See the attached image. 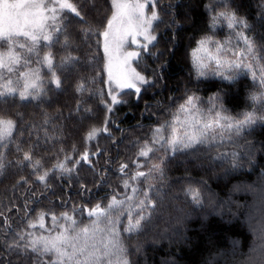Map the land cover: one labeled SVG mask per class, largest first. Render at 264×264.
Instances as JSON below:
<instances>
[{"label":"trees","instance_id":"1","mask_svg":"<svg viewBox=\"0 0 264 264\" xmlns=\"http://www.w3.org/2000/svg\"><path fill=\"white\" fill-rule=\"evenodd\" d=\"M71 2L89 18V26L83 30L90 27L93 34L103 30V15L112 11L111 0ZM223 3L246 18L247 34L258 45L264 44V0H157L161 20L153 26L156 40L147 50L136 48L141 56L133 62L150 83L141 86L139 96L134 90L119 92L122 102L112 105L111 112L105 107L111 101L107 85L93 72L98 69L96 61L94 67L89 64L91 57L87 59L89 36L81 31L78 33L81 38L84 34L83 41L77 34L73 36L69 21L79 19L64 12L69 47L64 48L62 36L52 50L57 64L68 52L79 60L68 69L57 68L62 88L49 83L47 69L41 68L44 92L39 98L21 101L16 97L7 102L0 99V116L17 121L12 141L7 148L0 147L6 165L0 174V264H48L49 256L9 250L6 244L18 239L17 233L21 232L47 236L51 231L54 235L60 231L59 225L66 223L63 213L74 217L78 225H91L94 217H89V209L97 203L107 205L113 195L120 200L132 196L131 187L126 189L123 181L137 170L134 162L139 160L143 165L140 170L149 172L155 157L161 170H152L142 183L129 180L140 191L112 213L119 220L117 227L132 264H264V125L257 124L231 140L199 145L174 155L166 145L157 144L150 159L138 157L139 148L151 140L153 130L170 123L176 108L190 94L196 93L206 101L219 93L232 116L250 110L252 79L229 82L199 77L189 55L197 42L210 34V16L214 13L205 5L223 10L219 7ZM226 26L225 23V29ZM31 66L37 67L35 63ZM80 83L83 91H77ZM106 117L108 131L88 140L87 132L93 127H105ZM17 144L31 149L33 158L41 160L39 174L49 170L46 183L37 179L27 162L16 163L22 159V153L16 151ZM84 151L89 152L91 164L81 161L74 165ZM233 152L239 154V166L231 162ZM65 155L70 157L67 167L72 172L53 170ZM121 163L128 164L127 176L118 170ZM152 178L157 181L149 190ZM189 189L201 191L199 203L193 201ZM145 191L157 207L141 232L129 234L124 231L128 212L136 216L140 211L136 204ZM41 212L48 214L44 228H29L28 222L36 220ZM53 214L57 217L55 225Z\"/></svg>","mask_w":264,"mask_h":264},{"label":"snow or ice","instance_id":"2","mask_svg":"<svg viewBox=\"0 0 264 264\" xmlns=\"http://www.w3.org/2000/svg\"><path fill=\"white\" fill-rule=\"evenodd\" d=\"M205 7L210 13H214L210 16L211 27L220 22L226 23L233 31L237 44L230 46L231 40L220 43L208 35L201 38L192 53L197 74L199 77H205L211 70L212 75L229 82L235 81L242 74H250L254 89L249 93L250 110L239 116L227 114L228 110L219 93L209 98L208 108L202 109L199 106L200 98L195 94L189 95L184 103L179 105L177 114L173 115L170 123L161 124L153 130L151 140L144 141L143 146L139 148L138 157L150 159V154L154 152V146L157 144L166 145L167 150L174 155L181 150L196 149L199 145L215 140L217 136L223 138L227 134V138L231 140L233 136H240L245 131L252 130L257 124L264 125V55L261 54L264 53V44L258 45L256 39L247 34L245 30L249 29V24L246 18L240 16L227 3L219 5L223 10H218L212 4ZM111 8V16L106 18L103 31L95 33L103 37L108 79L109 82H115L118 90L135 89L139 96L141 86L150 83L146 75L131 66V61L139 58L141 52H120V48L123 41L130 36L133 43L147 50L149 44L156 40L153 26L161 20V12L157 0H111ZM65 11L73 13L81 23H87L82 10L71 0H0V99L7 102L8 98L18 97L21 101L39 98L44 92L41 68L47 69L49 83L57 89L62 88L63 81L57 68L68 69L79 60V57L68 52L57 64L56 53L52 50L60 43L62 36L64 48L69 47L67 24L64 22ZM83 31L86 35L93 34L90 27ZM137 37H142L143 43ZM241 43L243 47L240 46ZM33 63L37 67L33 68ZM83 90V83L78 84L77 91ZM100 94L103 96V92ZM108 95L111 101L105 103V107L107 112H111L112 105L122 101L111 88ZM107 122L106 117L105 127H93L87 132L86 138L91 140L101 131L107 132ZM16 128L15 119L0 116V147H8ZM73 150L75 151V146ZM16 151L22 153V159L16 163L27 162L37 173V179L46 183L49 170L43 169L42 174H39L43 165L40 159L33 158L32 150H25L17 144ZM238 155L231 153L234 167L239 166ZM69 159L70 157L65 155L63 161H57L53 170L71 173L73 169L67 167ZM3 160L4 154L0 152V174L6 167ZM81 161L91 164L89 152L81 153L80 158L74 160L73 164L79 165ZM134 163L137 170L129 179L123 181L126 189L131 187L133 195L125 197L129 202L140 191L137 186H131L129 180L136 184L142 183L147 180L152 170H161L159 164H153L149 172H145L140 170L143 165L139 160ZM127 168V163H121L118 170L127 176ZM21 180L27 182L23 177ZM81 187L87 190L85 185L82 184ZM151 187L149 185V190ZM189 192L192 193L193 201L199 203V191L189 189ZM143 196L144 199L136 204L140 209L136 216L133 217L131 211L128 212V223L124 231L129 234L141 232L150 222L152 212L157 207L156 201L147 191L143 192ZM125 200L117 199L116 195H113L107 205L95 204L88 211L89 217H94L91 225H78L74 217L63 213L66 223L59 225L60 231H56L54 235L51 231L47 236H35L32 232L17 233L18 239L6 244V248L23 250L26 254L35 253L38 257L49 256L48 264H132L129 249L117 227L119 220L112 216L113 212L123 208ZM47 215L41 212L36 220L28 222V227L36 228L39 225L44 228ZM52 221L55 225V214L52 215ZM4 223L7 225V217L4 218ZM102 223L105 224L104 227L101 226Z\"/></svg>","mask_w":264,"mask_h":264},{"label":"rangeland","instance_id":"3","mask_svg":"<svg viewBox=\"0 0 264 264\" xmlns=\"http://www.w3.org/2000/svg\"><path fill=\"white\" fill-rule=\"evenodd\" d=\"M111 13H112V11H109V12H106L103 15L104 22L101 25V27H104V25L106 24V18L110 17L111 16ZM82 14L84 15L86 21L88 22L89 18L85 15V12L84 11H82ZM171 18H172V16L169 17V19H171ZM70 22H72L71 23V29L74 30L73 31V36H74V34H77L78 40L80 41V39H81V41H83L82 38L84 37V34H83V36L81 38V33H78V32L81 31L82 33H85V32H83V27H87L86 25L89 26V24H87V23L86 24L85 23L82 24L80 21H71V19H70ZM102 31L103 30H101V32ZM88 36H89V39H88V43H87L86 47H87V49H88V51H89L90 54H89V56H88L87 59L89 60V58L91 57V59L89 60V64H91V66L93 64L94 67H95V61H96V64L98 66V69H94L93 72H95V74L97 75V77H99L101 79L102 78L104 79V81H105V83L107 85L108 90H109V88H111L113 90V93L114 94H118L119 92H122L124 90L125 91H127V90H134L135 91V89H129V88H125V89L118 90L116 88V85H115V82L114 81L109 82L108 72H107V68H106V65H107V57L105 56V54L103 52V37L100 36V35L99 36L98 35H95V34L91 35L92 37L90 35H88ZM208 36H212L214 41H219L220 43H226V41L231 40V45L230 46H235L237 44V40H236L235 35L233 34V31L231 29H229L227 26H226V29H225V23L224 22H220L215 27H211V19H210V34ZM137 39L140 40L141 43H143V38L142 37H137ZM197 46H198V44H197ZM197 46L195 48H197ZM240 46L243 47L242 43L240 44ZM136 48H139L138 45L136 43H133L132 42V38L129 36V37H127L123 41V43L121 45V48H120V52L135 51ZM192 53H193V51L190 52L189 55H190V58H191V62L193 64V66H194V61H193V55H192ZM96 56H99V57L96 58ZM92 58H94V59H92ZM134 60L135 59H133L131 61V66L132 67H134V65H133ZM207 77L208 78H220L219 76L212 75L211 70H209V73H208ZM238 78H240V79H242V78H249V79H251V75L245 73V74L240 75ZM225 81H227V80H225ZM193 94H195L199 98L201 97V96H199L196 93H193ZM193 94H190V95H193ZM186 97H185V99H186ZM185 99L182 101V103H184ZM200 101H201V103L199 105L200 108L206 109V108H208L210 106L209 103H208L209 99L206 100V101L200 99ZM79 103H80L81 106L83 105L82 99H79ZM178 108H179V106L176 108L175 114H177ZM229 115H231V114H229ZM233 137H235V136H233ZM227 140H229V139L227 138V134H225L223 138H221L220 136H217L215 140H211L209 143L222 142V141L224 142V141H227ZM151 161H152L151 162V165L158 164V162H159L156 157L154 159H152ZM156 181H157V179H153V178L150 179L148 181V186L151 185V184H153V183H156ZM198 191H199V194L201 195V191L200 190H198ZM142 199H144V196H142Z\"/></svg>","mask_w":264,"mask_h":264}]
</instances>
